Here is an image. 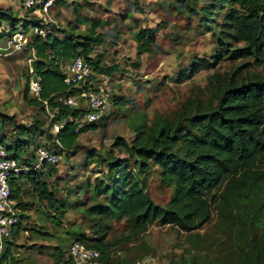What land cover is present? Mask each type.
<instances>
[{
  "label": "trees",
  "instance_id": "1",
  "mask_svg": "<svg viewBox=\"0 0 264 264\" xmlns=\"http://www.w3.org/2000/svg\"><path fill=\"white\" fill-rule=\"evenodd\" d=\"M65 1L73 4L79 20L75 4L78 1L55 0L54 5ZM170 5L187 18L198 16L207 29H212L214 16L225 10L223 21L214 32V54L211 59L200 58L197 66L192 62L189 72L195 67H214L219 60L240 58L264 65V0H171ZM41 22L28 13L19 17L11 10L0 11V43L19 29L29 36L28 46L35 56L32 65L39 77L41 92L39 97L31 96L26 72L24 99L43 111L48 120L47 129L52 130L53 124L65 120L57 132L47 135L52 148L47 143L42 146L64 155L65 151H73L79 136L94 129L98 122L76 131L83 109L61 101V96L75 95L78 90L65 84L61 65L81 57L91 65L92 78L107 77L118 66L108 65L100 56L92 54L93 46L103 43L102 36L96 32L100 21L91 23L82 35L70 27L62 30L61 38L52 31L51 22ZM36 26L44 28L45 34L34 33ZM136 27V54L155 52L157 33L165 27L163 22L152 27ZM29 28H33L30 34ZM240 42V47L233 44ZM27 52L30 57L31 52ZM134 65L138 67L139 62ZM246 65L236 66L222 75L214 74L211 98L206 104L187 99L172 116L158 115L151 121L141 114L131 124L134 137L130 141L115 136L105 156L90 151L94 161L105 166L103 176L96 178L91 188V197L96 202L84 211L91 222L93 236L71 232L73 241L97 249L102 263L111 264L115 245L122 240H107L112 220H124L130 235L144 233L153 223L190 233L206 224L213 211L222 216L234 211L246 226L245 232L239 231L237 239L239 245L248 244L246 264H264V73L251 72ZM111 103V106L130 104L135 107L133 99L117 97L114 92ZM8 123L14 132L12 140L1 134L0 143L10 157L29 167L9 179L16 206L25 210L31 206L22 199L23 187L27 184L44 203L45 217H56L57 213L60 218L64 217L67 200L58 197L56 187L49 186L47 181L56 172L55 164L43 162L34 168L41 146L25 137L31 126L17 124L12 116L1 114L2 130ZM43 125V120H36L33 130ZM114 149L124 152L126 157H116ZM153 172L163 186L171 189L165 205L155 203L147 192L146 176ZM25 217L29 218L19 210L10 238H16L21 229H29L26 224L21 226ZM7 240L3 241L1 260L15 264L9 246H5ZM68 247L62 252L65 264H70ZM59 255L62 254L59 252Z\"/></svg>",
  "mask_w": 264,
  "mask_h": 264
},
{
  "label": "rangeland",
  "instance_id": "2",
  "mask_svg": "<svg viewBox=\"0 0 264 264\" xmlns=\"http://www.w3.org/2000/svg\"><path fill=\"white\" fill-rule=\"evenodd\" d=\"M76 1L79 20L73 4L65 1L51 7L46 21L54 25L52 31L60 38L64 36L62 30L69 27L82 35L91 23L100 21L96 32L102 36L103 43L94 45L92 54L100 56L108 65L118 66L106 78L115 96L133 99L135 107L130 104L111 106L108 115L96 123L94 129L82 133L76 148L71 152L65 151L54 165L58 170L54 176L56 181L47 178L48 184L56 187L57 196L66 198L68 206L62 218L58 213L56 217L47 218L43 212H32V219L25 223L29 227L27 233H22L18 239L26 245L22 248L27 257H32L31 264H65L62 252L73 241L71 232L93 236L91 222L84 211L96 202L91 197V188L96 178L103 176L105 166L94 161L91 150L105 156L111 150L115 136L130 141L134 137L131 124L141 114L151 121L158 115L172 116L187 99L206 104L211 98V88L216 79L214 74L222 75L244 63L251 72L264 73V65L258 66L245 58L219 60L214 67H195L193 72H189L192 62L197 66L200 58L211 59L214 54V32L219 29L225 10L214 16L212 29H207L198 16L190 19L176 12L170 5L171 0ZM4 10H11L19 17L25 15L22 0H0V11ZM159 22H163L165 27L157 33L156 51L138 56L134 41L136 26L152 27ZM47 28L51 29V26ZM32 29L29 28L28 34ZM233 44L242 45L241 42ZM27 58L25 49L0 59V115L12 116L15 123L31 126L29 135L25 137L35 141L39 147L47 143L52 148L47 135L53 131L47 129L45 114L24 99ZM135 62H139L138 67ZM36 120H43L44 125L33 130ZM6 125L3 130L0 125V136L5 134L8 140H12V125ZM114 155L126 157L124 152L115 149ZM146 182L152 200L165 205L171 189L160 183L155 172L147 174ZM97 200L101 201V197ZM38 209L41 211L45 206ZM110 226L107 240L112 242L122 238L115 245L111 264H130L144 257H151L152 264H246L248 244L237 243L239 231L245 232L246 226L241 224L234 211L226 216L213 211L206 224L190 233L153 223L144 233L130 235L124 220H112Z\"/></svg>",
  "mask_w": 264,
  "mask_h": 264
},
{
  "label": "built area",
  "instance_id": "3",
  "mask_svg": "<svg viewBox=\"0 0 264 264\" xmlns=\"http://www.w3.org/2000/svg\"><path fill=\"white\" fill-rule=\"evenodd\" d=\"M55 0H22L24 14L28 13L43 24L47 23L48 12L54 5ZM34 33L44 35L46 30L39 26L34 27ZM29 36L19 29L11 36H8L4 43L0 45V59L9 57L27 49L31 56L27 58L26 72L29 77V92L32 97H39L41 84L36 75L32 62L35 59L34 50L28 46ZM61 71L65 84L77 87L75 95L61 96L64 104L80 107L83 113L77 120L76 131L91 123H96L104 119L110 109L113 89L109 80L105 76L93 77V71L89 62L81 57L72 58L61 65ZM65 120L55 123L52 131L57 132ZM37 162L34 168H38L43 162L49 164L58 163L62 154L57 150H50L40 147L37 150ZM29 167L10 157L5 147L0 143V255L3 241L10 239L12 229L17 221L19 208L15 200L11 197L10 177L18 176L22 171H27ZM70 264H103L101 253L97 249L89 248L81 241H73L68 247ZM151 257H144L135 260L132 264H152ZM0 264H7L1 260Z\"/></svg>",
  "mask_w": 264,
  "mask_h": 264
},
{
  "label": "crops",
  "instance_id": "4",
  "mask_svg": "<svg viewBox=\"0 0 264 264\" xmlns=\"http://www.w3.org/2000/svg\"><path fill=\"white\" fill-rule=\"evenodd\" d=\"M58 173V170H56L55 173H53L48 179L51 180H54V176ZM23 181L26 179L25 177L21 178ZM24 191L22 193V199L23 201H26V202H30L31 206H29L28 209H20V213H24L26 215L29 216V218L27 219V217L23 218V221L21 222V226H24L26 222H28V220H31L32 219V212L35 211V213H38V212H43L45 211V209H41V211H39L38 207H41V208H44V203L40 202L38 199H37V196L33 193L32 191V188L27 185V184H24ZM27 233V230H23L21 229L18 233V235L16 236V238H10L7 240L8 244L6 243V245L9 246V253L10 255L12 256L15 264H31L32 262V257L31 256H28L24 253L25 250L22 248V247H25L26 245L22 242H19L18 239L21 237L22 233ZM12 242V244H11ZM35 242H32L31 244H34ZM5 246H4V249H3V252L5 251ZM7 262H10L9 260H5L4 262L6 263Z\"/></svg>",
  "mask_w": 264,
  "mask_h": 264
}]
</instances>
